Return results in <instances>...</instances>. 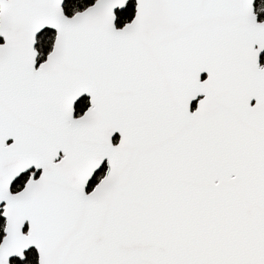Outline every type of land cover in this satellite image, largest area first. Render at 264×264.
<instances>
[{
    "label": "snow or ice",
    "instance_id": "6c2138e0",
    "mask_svg": "<svg viewBox=\"0 0 264 264\" xmlns=\"http://www.w3.org/2000/svg\"><path fill=\"white\" fill-rule=\"evenodd\" d=\"M260 4L0 0V264H264Z\"/></svg>",
    "mask_w": 264,
    "mask_h": 264
},
{
    "label": "trees",
    "instance_id": "16d2710c",
    "mask_svg": "<svg viewBox=\"0 0 264 264\" xmlns=\"http://www.w3.org/2000/svg\"><path fill=\"white\" fill-rule=\"evenodd\" d=\"M259 2H261V4L258 5V10H264V0H258V3ZM2 223H3V218L0 217V225H2ZM0 232H2V229H0ZM30 258L33 260V262L35 261V255H32Z\"/></svg>",
    "mask_w": 264,
    "mask_h": 264
},
{
    "label": "flooded vegetation",
    "instance_id": "af4514ba",
    "mask_svg": "<svg viewBox=\"0 0 264 264\" xmlns=\"http://www.w3.org/2000/svg\"><path fill=\"white\" fill-rule=\"evenodd\" d=\"M261 15H264V13H261ZM115 137H116V138H118V136H117V135H115Z\"/></svg>",
    "mask_w": 264,
    "mask_h": 264
},
{
    "label": "water",
    "instance_id": "95a60500",
    "mask_svg": "<svg viewBox=\"0 0 264 264\" xmlns=\"http://www.w3.org/2000/svg\"><path fill=\"white\" fill-rule=\"evenodd\" d=\"M117 135L118 136V133H115L114 136Z\"/></svg>",
    "mask_w": 264,
    "mask_h": 264
}]
</instances>
